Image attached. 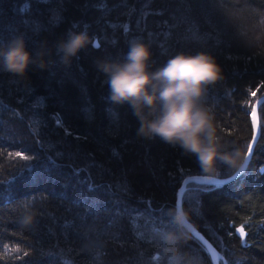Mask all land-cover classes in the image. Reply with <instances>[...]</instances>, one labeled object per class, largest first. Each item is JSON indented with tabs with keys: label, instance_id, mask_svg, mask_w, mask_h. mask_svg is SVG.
Segmentation results:
<instances>
[{
	"label": "trees",
	"instance_id": "16d2710c",
	"mask_svg": "<svg viewBox=\"0 0 264 264\" xmlns=\"http://www.w3.org/2000/svg\"><path fill=\"white\" fill-rule=\"evenodd\" d=\"M69 30L99 47L65 68L53 45ZM20 33L30 53L46 42L56 63L30 68V82L0 73V264H167L153 234L171 227L166 211L183 179L233 171L205 173L195 157L138 137L131 107L110 101L93 61L122 56L134 38L150 45L152 70L178 53L210 54L224 79L203 103L229 150L246 155L264 94V0H0V43ZM257 117L245 171L182 194L219 264H264V102ZM184 251L213 264L192 234Z\"/></svg>",
	"mask_w": 264,
	"mask_h": 264
},
{
	"label": "clouds",
	"instance_id": "9594fccd",
	"mask_svg": "<svg viewBox=\"0 0 264 264\" xmlns=\"http://www.w3.org/2000/svg\"><path fill=\"white\" fill-rule=\"evenodd\" d=\"M26 45L22 33L0 43V73L30 82V68L43 71L54 66L56 62L48 59L52 51L46 42L34 53ZM89 45L95 47L86 31L69 30L53 48L59 63L67 68ZM151 57L150 45L134 38L122 56L93 61L108 87L110 101L131 107L139 122L137 136L145 140L159 138L184 155L195 157L205 173L217 174L220 164L233 172L244 169L246 155L239 148L229 150L218 134L212 110L203 103L208 90L224 79L215 58L205 52L178 53L152 70ZM166 216L171 227L155 229L153 235L167 264H195L194 257L184 251L193 228L191 210L177 203L167 209ZM31 219L34 217L25 222Z\"/></svg>",
	"mask_w": 264,
	"mask_h": 264
},
{
	"label": "water",
	"instance_id": "95a60500",
	"mask_svg": "<svg viewBox=\"0 0 264 264\" xmlns=\"http://www.w3.org/2000/svg\"><path fill=\"white\" fill-rule=\"evenodd\" d=\"M264 102V94L260 96L255 103L252 106L251 110V124H252V137L250 141V145L252 146L251 151H249V148L246 152V159L244 161L245 168L241 169L240 171H235L233 172L230 176L225 177V178H215L211 176H205V175H194V176H187L183 179L182 183L180 184L179 188L177 189V194L175 198V202L181 203L182 199V194L185 190V186L188 183H196V184H202V185H211V186H221L225 185L234 179H236L241 173H243L250 161L251 155L253 148L258 140L259 137V124H258V117H257V110L259 106ZM253 109L256 111V122L255 124L253 123ZM255 137V139H254ZM182 204V203H181ZM192 224V223H191ZM193 225V224H192ZM191 234L195 236L206 248L208 251L210 258L213 262V264H219V260L221 259V254L219 250L210 242V240L202 234L194 225L191 231Z\"/></svg>",
	"mask_w": 264,
	"mask_h": 264
},
{
	"label": "snow or ice",
	"instance_id": "6c2138e0",
	"mask_svg": "<svg viewBox=\"0 0 264 264\" xmlns=\"http://www.w3.org/2000/svg\"><path fill=\"white\" fill-rule=\"evenodd\" d=\"M95 47H99V45L95 44ZM253 95H255V93H253ZM252 115H253V123L255 124V122H256V111H255V109H253ZM254 139H255V137H254ZM248 148H249V151H251L252 146L248 145ZM262 171H264V170H262ZM152 215H155V213H152ZM149 222H151V216H149ZM193 255H195V253ZM155 259L157 261V264H163V260L159 256H157ZM152 261H153V258L150 257L149 258V264H152ZM63 264H69V261L63 260ZM195 264H198L197 260H195ZM237 264H239V262H237Z\"/></svg>",
	"mask_w": 264,
	"mask_h": 264
}]
</instances>
